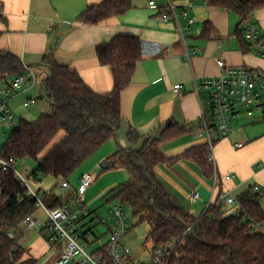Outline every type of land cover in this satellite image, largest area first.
Returning <instances> with one entry per match:
<instances>
[{"label": "crops", "instance_id": "0c3cea01", "mask_svg": "<svg viewBox=\"0 0 264 264\" xmlns=\"http://www.w3.org/2000/svg\"><path fill=\"white\" fill-rule=\"evenodd\" d=\"M103 1L0 0V51L14 53L24 65L36 71L37 75L40 70L43 77L47 70L41 64L45 58L54 54L59 65L76 70L94 92L105 95L113 90L114 81L111 69L100 64L97 47L111 42L118 35L139 37L142 41L143 59L132 83L121 96L124 120L120 130L122 136L120 137L119 132L116 139L99 151L96 159L99 162L105 161L102 162L104 166L111 155L120 148H126L129 127H133L140 135L156 138L166 127L174 124L185 129V135L160 145V151L169 160L181 157L193 147L205 145V139L195 137V131L205 109L206 95L200 92L199 98L194 80L200 83L204 78L221 74L218 67L221 59L229 67L263 71L264 59L252 55L255 48L244 54L235 33L224 34L221 31L218 21L228 11L219 7L206 8L205 0H196L194 8L187 11L188 16L195 21L194 35H189L186 31L182 33L180 27L185 25L183 17L180 16V23L174 18L164 22L161 14L150 10L145 0H134L133 8L129 12L97 25L78 22L77 19L88 6L98 5ZM177 4L184 5L186 1H178ZM177 12L180 14V9ZM206 22H210L215 28L217 37H203ZM145 42L159 43L165 48L159 54L149 56L143 52ZM186 48L190 52H197L196 55L191 54L190 60L185 57ZM178 84L184 86L180 97L173 92L174 86ZM37 85L38 79L33 89L20 91L11 101L28 95L26 101L29 102ZM45 95V85H42L38 99L45 100ZM248 125H251L249 119L240 118L238 127L241 130L231 138L217 142V187L214 177L208 179L202 169L190 160L181 159L157 166L158 180L169 193L174 206L200 218L211 202L222 203L224 214L230 216L237 213V206L228 205L225 200L220 199L229 191L238 196L250 187H257L264 196V135L259 136L253 132L243 134ZM239 142L244 143L241 149L236 147ZM119 171L126 173L127 181L128 173L125 170ZM229 175H234L235 178L226 182L225 178ZM45 183V180L32 181L31 185L41 193L51 192V187H46ZM115 185L117 184L108 187ZM58 190L61 191V187ZM71 195L72 193L64 194L62 191L59 196L69 199ZM194 195L199 197L193 198ZM46 228L47 226L42 227L38 233L36 230L27 229L23 224L20 226L17 239L19 246L25 251V259L46 264L59 257L61 246L51 247L50 230L46 231ZM45 233L48 241L41 235Z\"/></svg>", "mask_w": 264, "mask_h": 264}, {"label": "trees", "instance_id": "16d2710c", "mask_svg": "<svg viewBox=\"0 0 264 264\" xmlns=\"http://www.w3.org/2000/svg\"><path fill=\"white\" fill-rule=\"evenodd\" d=\"M133 1L104 0L101 4L88 6L77 20L82 24H100L129 12ZM205 1L211 7L236 13L240 17V26L255 12L264 10V0ZM202 35L211 39L217 37V32L210 22H206ZM234 35L242 52H251L254 47L247 42L244 32L238 28ZM141 47L139 37L127 35H118L97 47L100 64L109 67L113 75V90L105 95L94 92L76 70L59 65L54 54L41 64L47 70L45 98L50 102L51 111L32 122L21 119L20 130H13L0 156L16 161L26 158L36 161L38 165L32 173V181L42 182L48 177L59 180L54 190L42 192L47 207L55 209L67 201L68 198L57 196L55 191L63 181L70 183L75 173L116 139L122 129L121 96L132 83L143 59ZM23 72L24 64L17 55L0 51V81L11 82ZM61 131L65 132V138L41 160L39 156ZM185 134L186 130L177 124L166 127L157 138L140 135L129 127L128 146L111 155L102 171L125 170L129 178L113 189L105 201L110 204L119 200L131 206L134 213L142 215V222L151 227L152 253L174 243L176 248L170 264H264V233L251 234L243 211L227 216L222 203H217L196 218L174 206L169 193L159 182L157 166L181 159L194 162L208 179H213L215 170L206 142L174 160L167 159L160 151L161 144ZM0 187V264H39L38 260L25 259V251L19 246L18 239L12 241L7 236L8 232L18 234L25 219L37 213V202L27 195L25 187L12 172L0 173ZM262 195L250 187L237 196L244 211L258 222H264ZM189 227H193L192 231L184 236Z\"/></svg>", "mask_w": 264, "mask_h": 264}, {"label": "built area", "instance_id": "2783aa9c", "mask_svg": "<svg viewBox=\"0 0 264 264\" xmlns=\"http://www.w3.org/2000/svg\"><path fill=\"white\" fill-rule=\"evenodd\" d=\"M148 8L161 14L164 22L171 18L179 22L180 16L185 19V25L180 27L189 35H194L193 26L195 21L188 16L189 10L193 9L196 0H145ZM186 1V4L179 5L177 2ZM206 7L208 2L204 1ZM180 9V14L177 12ZM180 23V22H179ZM181 26V25H180ZM244 35L257 51L258 55L264 59V35L261 34L255 23H247ZM165 46L155 42H145L143 52L153 56L159 54ZM191 54L196 55V50L190 52L186 48L185 57L190 60ZM221 74L207 77L197 83L194 80L196 93L200 98V92H204L205 109L199 121V127L195 131V137L203 138L209 147L210 162L214 167L215 186L218 183L217 160L214 154L215 138L219 140L229 139L241 128L238 127L240 118L245 117L254 124L264 122V71L251 70L246 67H229L224 60L218 61ZM38 79L36 71L24 65V72L11 82L0 81V127L8 124L15 127L14 115L10 108V101L22 90H31ZM184 86L175 85L173 92L180 97L183 94ZM29 103H26L27 107ZM241 149L243 142L236 144ZM16 160L0 156V173H13L18 182L23 185L27 195L37 202L38 210H42L47 217L46 226L50 230V242L53 246H61V252L57 259L48 261L46 264H170V259L175 250L174 243H170L163 249L152 253L150 259L144 263L133 260L132 249L125 244L124 238L128 233V223L125 209L122 205L110 203L109 221H102L107 232L102 235L96 233L94 228L84 222L92 213L85 205L84 197L88 189L93 185L92 181L86 177H81L76 189L68 181H63L61 189L64 193H72L69 199L62 206L51 209L42 200V193L36 191L32 185V174L28 178L22 176L15 169ZM257 168V165L255 166ZM235 178L234 175L227 176L226 182ZM259 191V188H254ZM194 195L193 198H198ZM228 205H236L237 213L243 211L244 218L252 235L264 233V222L255 221L246 211H244L237 196L233 191H229L225 196L220 197ZM214 205V203H210ZM207 207V208H208ZM205 213V212H204ZM23 225L27 229L35 230L41 223L35 219V215L28 216ZM193 227L187 228L184 236L192 231ZM10 240H17L18 236L14 232H8ZM58 240V241H57ZM102 242L101 248L92 251L91 248Z\"/></svg>", "mask_w": 264, "mask_h": 264}, {"label": "rangeland", "instance_id": "374dc122", "mask_svg": "<svg viewBox=\"0 0 264 264\" xmlns=\"http://www.w3.org/2000/svg\"><path fill=\"white\" fill-rule=\"evenodd\" d=\"M218 22L221 25L220 28L224 34H229V33L234 34L236 32V29L238 28L241 32H244L247 23H255L258 26L261 34H264V10L255 12L248 20V22L241 26H240V17L233 12H227L226 16H221ZM252 55L255 57H260L258 55L257 50H253ZM43 80H44L43 74L40 70H38V85L34 89L33 91L34 93L32 92L33 97L31 98L29 96L31 100H29V102L26 101L28 96L26 95L20 97L14 102L10 101L11 103L10 106L12 108V112L14 115L15 126L19 125L21 119L32 122L38 120L42 115H46L51 111V107H50L51 105L47 98H45V100L43 101H40L38 99V94H40V88L42 87V85H44ZM25 102L29 103L28 107L23 105ZM250 122L251 125H248L244 128L243 134H248L253 132L256 135L263 136L264 122H260L256 124H252L253 122L251 120ZM14 128L15 127L10 126L8 124H5L0 127V153L2 151L3 145L12 135ZM65 135H66L65 132L61 131L51 142V144L43 151V153L39 156V158L42 160L46 155H48L51 152V150L65 138ZM121 136L122 134L120 132V137ZM215 142L216 143L214 147V154L216 155V151H217L216 144L218 142L217 138H215ZM96 158L97 156L93 160H90L88 163H86L83 167H81L75 173V175L70 179V182L72 187L76 189L77 186L79 185V180L81 177H86L92 181L93 185L88 189L84 197L85 205L89 208L92 214L84 222L89 223L90 221H92V223L88 224V226L94 228L96 233L104 235L107 232V228L105 225L102 224L101 220L107 222L108 224L110 223L109 209L111 207V205L105 201V198L113 189L119 186L118 184H122L123 182H125L127 177L125 178L126 173L123 171L102 173L103 163L105 161H102L103 162L102 163L99 162L98 159ZM94 162H97V164L94 165ZM37 165L38 164L36 163V161L30 158H26L22 160H17L15 163V169L22 176L28 178L29 175L32 174L33 171L36 169ZM44 180L46 182L45 186L51 187V190H54L59 183V181L53 177H48ZM114 183H116L117 185H115L112 188L108 187ZM61 193L62 190L61 191H59L58 189L56 190L57 196H59ZM114 204L122 205L125 209L127 216V223H128V233L126 235V238H124V242L132 249L133 260L141 263L148 261L152 255V250L154 247L152 240L149 239V234L151 232L150 225L147 222H142V215L134 213L131 206L127 204H123L119 200L115 201ZM261 204L264 208V196L261 199ZM35 219L41 223V226L35 229L39 233L41 228L46 226L47 217L45 216L44 212L40 209L36 213ZM41 235L45 241H48L47 233ZM41 243L42 242H40V244ZM40 244L37 245V248L40 246ZM52 245L53 244H51V247L54 248L55 246ZM101 246H102V242H99L95 246H93L91 250L96 251L98 248H101Z\"/></svg>", "mask_w": 264, "mask_h": 264}, {"label": "water", "instance_id": "95a60500", "mask_svg": "<svg viewBox=\"0 0 264 264\" xmlns=\"http://www.w3.org/2000/svg\"><path fill=\"white\" fill-rule=\"evenodd\" d=\"M14 130L18 132L20 130V125L15 126ZM104 166H106V164H104ZM256 196H258V193H256Z\"/></svg>", "mask_w": 264, "mask_h": 264}]
</instances>
